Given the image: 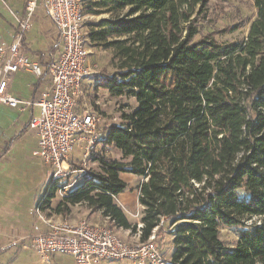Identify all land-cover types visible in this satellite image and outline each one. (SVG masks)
I'll return each mask as SVG.
<instances>
[{"label": "trees", "instance_id": "obj_1", "mask_svg": "<svg viewBox=\"0 0 264 264\" xmlns=\"http://www.w3.org/2000/svg\"><path fill=\"white\" fill-rule=\"evenodd\" d=\"M86 1V15L111 16L92 25L90 43L121 61L114 75L95 78L96 88L137 107L104 131L102 150L90 157L100 171L89 170L57 213L86 203L113 227L136 234L115 201L130 189L121 178L128 173L142 180L140 240L172 227L169 264L264 260V0H253L258 17L247 38L229 44L195 41L211 0ZM112 147L122 161L106 157ZM65 186L50 179L36 208L52 210ZM224 228L238 230L235 247L220 240Z\"/></svg>", "mask_w": 264, "mask_h": 264}, {"label": "built area", "instance_id": "obj_2", "mask_svg": "<svg viewBox=\"0 0 264 264\" xmlns=\"http://www.w3.org/2000/svg\"><path fill=\"white\" fill-rule=\"evenodd\" d=\"M85 1L28 0L22 17L10 10L16 34L11 43L0 45V107L16 109L21 114L34 107L39 109V115H32L28 124V130L38 140L34 156L49 167L53 181L67 180V186L59 191L63 198L88 175V160L96 152L100 136L98 119L88 111L80 112L77 103L83 94L84 81L91 75L88 69L90 51L82 31L87 19ZM39 5L44 7L59 32L62 49L48 66L50 86L38 100H28L14 96L10 88L19 72L27 71L37 79L44 76L40 62L32 60L24 47ZM77 147L82 152V166L78 170L69 160ZM73 172L79 175L69 183ZM36 214L47 224V229L32 239V247L42 260L60 254L69 256L73 264L166 263L156 230L147 240H140L143 223L137 228L139 241L127 243L115 230L100 224L87 220L80 223L54 221L37 208ZM134 216L140 220L139 214Z\"/></svg>", "mask_w": 264, "mask_h": 264}, {"label": "rangeland", "instance_id": "obj_3", "mask_svg": "<svg viewBox=\"0 0 264 264\" xmlns=\"http://www.w3.org/2000/svg\"><path fill=\"white\" fill-rule=\"evenodd\" d=\"M85 3V6L88 5V1H85ZM127 12L128 10H125L122 14H126ZM86 17L87 19L82 26V31L85 33L86 45L90 51L88 69L91 75L84 81L83 94L77 103L80 112L84 110L88 111L98 119L99 138H101L104 131L112 125H122V114L134 110L137 107V102L125 96L123 98H114L106 89L96 88L95 81L97 82V79L95 78L98 76L114 75L119 71L121 61L116 58L114 50L92 45L88 37L92 25L103 19H108L111 16L102 13L99 15H87ZM257 17L258 12L253 0H211L208 5L206 17L200 19V34L196 36L195 41L208 37H213L221 44L237 43V41L245 40L249 34L251 23ZM1 27L2 25L0 23V29ZM7 113L3 107L0 108V155L6 153L0 159V264H73L74 260L69 256L60 254L42 260L35 249H33L34 247L20 253H17V250L11 252L9 249H2L3 235L7 238H14L16 231L18 233L20 230H28L22 227L20 224L21 221L32 226L30 221L33 218V213H35L36 203L41 198L46 184L52 177L49 167L34 156L38 141L36 136L27 133L20 139L15 138L16 134L20 132V123L25 120V116L18 117L16 113ZM102 148L103 145L98 143L96 152H100ZM7 149L11 150L7 151ZM106 151L105 155L108 159L123 160L122 153L114 147L107 148ZM69 160L73 164L74 169L78 170L81 168L82 152L79 147L76 148ZM88 161V170L98 173L100 171L99 163H95L90 159ZM72 174L69 183H72L79 175L77 172H73ZM122 177L129 180L127 183L130 189L122 194L123 196L119 197L117 202L124 205L125 215L133 224L137 225V229L138 224H142L143 217V207H141L138 201L139 191L137 187L141 184L142 180L139 178L136 180V178L134 179L132 177V174L128 173L122 174ZM66 181L62 180V183ZM82 183L83 180L78 181L75 187L80 186ZM63 197L64 195L62 193H57L56 198L52 202V210L44 212L47 218L60 216L62 220H66L70 218L72 211H76V213L82 216H85L86 212H88L87 216L89 217L95 214L90 211L86 203L70 206V213L67 215L64 212L61 214L57 213L56 209L63 201ZM136 214L141 216L139 217L140 220L134 216ZM90 219L93 218L90 217ZM259 220L257 218L245 221L244 224L248 226ZM100 225L115 230L127 243L139 241V237H136V234L131 231H129L128 238L123 237L118 232V228L113 227L107 219H105L104 224ZM171 230L172 227L167 228L163 225L155 231L156 236L162 243L165 264L170 263L174 252L172 235H170ZM237 232L238 230L235 228H224L221 230L220 240L226 247L233 248L237 243ZM12 241L14 242L13 239ZM13 247H15V244L10 249H13ZM103 264L125 263L115 262ZM258 264H264V260L259 261Z\"/></svg>", "mask_w": 264, "mask_h": 264}, {"label": "crops", "instance_id": "obj_4", "mask_svg": "<svg viewBox=\"0 0 264 264\" xmlns=\"http://www.w3.org/2000/svg\"><path fill=\"white\" fill-rule=\"evenodd\" d=\"M27 1L28 0H0V23L2 25L0 29V45L11 43L16 34L15 20L11 17L10 10L15 12L18 16L22 17V15H24L26 11ZM24 47L26 50V54L32 60L40 62L44 76L41 79H37L35 76H33L31 73L27 71L19 72L18 74L15 75L16 77L12 82L10 91L14 96L20 97L22 99L38 100L41 93L46 91L47 88L50 86V79H49L50 77L48 75V66L49 63L51 62L50 60L52 59L53 56H56L62 49L59 40V32H57V29L53 24L52 20L48 18L46 10L42 5H39V7L36 10L32 29L30 30V32H28L26 36ZM54 51L55 53H53ZM3 108L5 112H8L7 114H11L13 112L16 113L18 117L25 116L24 117L25 120L20 123L21 126L19 128L20 132L16 134L15 138L20 139L23 135H26L27 133H31L28 130V124L30 122V117L32 115L38 116L39 109L37 107L27 110L25 111V113L22 114L19 113V111L16 109L4 107V106ZM31 134L33 136L35 135L34 133ZM36 147H37V143H36ZM132 177L134 179L136 178V180L138 178L137 176L134 175H132ZM121 178L126 183L129 182V180L123 178L122 175ZM122 196L123 195L121 194L115 197V201L117 202V199ZM117 203L122 207L124 211V205L119 202ZM87 213L88 212H86L85 216L84 215L82 216L79 213H76V211H72L70 218L64 221L69 223L71 222L80 223L82 221L87 220L97 225L104 224L106 218L102 216L100 212L90 216L93 219H90V217L87 216L88 215ZM50 218L54 221L62 220L60 216H56V217L54 216ZM30 222L32 226H29V224L27 225L26 222L24 221L20 222L22 227L27 228L28 230L27 231L20 230L18 233L16 231V235H14L15 239L7 238L5 237V235H3L2 249H9L11 252L17 250V253L27 251L29 250V248L32 249L33 247L31 240L35 235L46 230L47 224L36 215V207H35V213H33V218L31 219ZM117 230L121 235H123V237L128 238L130 230L126 231L119 228ZM12 239L14 240V242L12 241ZM14 244L15 247H13V249H10V247H12V245Z\"/></svg>", "mask_w": 264, "mask_h": 264}]
</instances>
